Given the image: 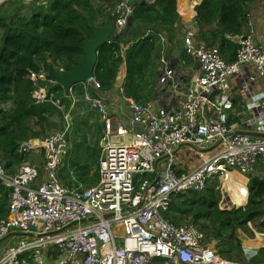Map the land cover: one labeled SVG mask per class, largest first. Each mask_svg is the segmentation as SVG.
<instances>
[{"label": "built area", "instance_id": "built-area-1", "mask_svg": "<svg viewBox=\"0 0 264 264\" xmlns=\"http://www.w3.org/2000/svg\"><path fill=\"white\" fill-rule=\"evenodd\" d=\"M152 1L121 0L115 35L125 32L135 4ZM10 2L49 4L0 0V8ZM253 5L246 33L231 38L238 46L233 63L203 41L190 12L175 42L158 36L161 57L151 100L141 104L126 97L123 61L112 91L103 92L95 77L84 84L82 99L73 98V87L64 115L68 126L44 141L19 145L25 157L42 156V169L26 163L13 175L0 159V181L10 189L8 215L0 219V264H240L224 256L216 241L208 243L198 226L174 225L166 214L176 196L204 191L213 182L226 199L224 208H237L228 190L244 185L248 203L250 176H264V19ZM128 47L122 45L124 60ZM48 76L30 72L28 78L48 83ZM32 98L40 104L54 96L44 86ZM52 102L61 111L65 106L60 99ZM83 103L104 127L99 180L91 188L68 189L58 168L73 114L79 120L87 113L78 109ZM79 185L85 184L73 186ZM261 246H243L245 259L257 257Z\"/></svg>", "mask_w": 264, "mask_h": 264}, {"label": "trees", "instance_id": "trees-1", "mask_svg": "<svg viewBox=\"0 0 264 264\" xmlns=\"http://www.w3.org/2000/svg\"><path fill=\"white\" fill-rule=\"evenodd\" d=\"M115 1L49 0L46 8L10 2L0 8V159L8 172L13 173L27 159L19 153L20 144L30 139H42L63 128L64 113L52 101L60 99L62 105L70 107V99L61 86L50 82L33 83L28 78L30 72L59 73V68H66L67 64L80 66L85 60V42L93 38L94 27L101 26L114 14L120 0ZM257 1H193L203 41L218 46L227 63L236 60L238 49L231 38L246 33L250 7ZM184 5L185 0H153L135 4L125 32L100 48L95 78L103 92L112 91L125 61L126 97L141 104L148 101V89L153 79L150 69L157 62L160 50L158 36L167 32L170 35H165L175 42L182 25ZM25 9L28 10L24 12ZM149 32L151 34L146 36ZM122 45L129 46L125 60ZM44 86L54 99L37 104L32 98L33 91ZM33 124L40 130L35 131ZM81 156L73 160V167L78 181L91 186L99 180V175L92 182L86 180L90 178L92 166L85 165V156ZM250 178V195L245 208L220 210V196L215 191L216 182H213L204 191L176 196L166 218L174 225L182 217H189V224L196 226L204 221L198 228L206 233L208 243L217 242L224 256L243 264H258L264 260V249L247 261L236 236L238 229L246 231L249 222L264 216V176L251 175ZM9 194L10 189L0 181V219L8 213ZM245 202L232 201L238 206ZM259 228L264 229V224L261 223Z\"/></svg>", "mask_w": 264, "mask_h": 264}, {"label": "rangeland", "instance_id": "rangeland-1", "mask_svg": "<svg viewBox=\"0 0 264 264\" xmlns=\"http://www.w3.org/2000/svg\"><path fill=\"white\" fill-rule=\"evenodd\" d=\"M116 1H115V3H116ZM117 5H116V7H117ZM116 9H115V11H116ZM27 10L28 9H25L24 12H26ZM166 33L167 32H165V34ZM167 34L170 35L169 33H167ZM163 50L168 52L171 50V48L166 47ZM125 53H126V51L124 52V56H125ZM160 57H161V54L159 53L157 62H155L150 69V75L153 76V79L150 82L151 87L148 89V94L146 93L147 98H149L148 101L152 99L153 93H155L156 82H157V77H158V70H159L158 61H159ZM84 94H85L84 84H79L74 89L73 98L75 97L77 99H82ZM78 109H80V110L85 109L87 113L82 119H79V120L76 117V113L73 114L74 118L71 122H69L70 133H69L68 138H67L68 139L67 154L63 157V163L58 168V178L60 180V183H61V185H63L64 187H66L68 189H75V188L87 189V188H91L92 186H94L97 183V182H95L94 185H92L91 187H88L89 185H86V186L85 185H79L78 187H74L73 185H75L76 183H82L83 181H78V179H77L75 168L73 167V160L78 156H81V155L85 156L84 164L85 165L89 164L92 166L91 172L89 175L90 178H87L86 180L92 182L97 177V174L99 175L100 158H101V152H102L101 146H100V141H101L102 136L104 135V127L100 123V118L98 116H96L93 112H91L89 110L88 106L84 103L81 104L80 106H78ZM62 111H63L64 115L66 116L68 110H66L65 106L62 109ZM56 121H58V120H56ZM65 126H68V122L66 121V119L64 117L63 127H65ZM33 128L35 129V131L40 130L34 124H33ZM55 133L57 134V132L54 131V132H52V134H50V135H48V136H46L40 140L44 141L45 139L55 135ZM41 158H42V156L32 154L30 157H27V159L24 161V163L20 167H16L14 169L13 173H10V172H8V173L13 174V175L19 174L21 172L22 167L26 163H30L32 165L37 166L39 169H42L43 168V165H42L43 159H41ZM66 183H70V184L67 185ZM240 188H242V187H240ZM235 190L236 191H234V192L236 193V196L233 197L231 199V201L236 200L239 203H243V201L246 200L245 191H243V190L238 191L239 187H236ZM215 191L220 196L219 205H218L219 208L220 209L223 208L224 211H226L227 208H224V206H225L224 200L226 202V199H224V197H222V192H221V190H218L217 185H215ZM227 196L228 195H226L225 197H227ZM234 209H237V208H234ZM179 219H180V222L176 225L182 224L181 226H187V225H190L189 223H191L189 217L188 218L182 217ZM263 221H264V218L259 219L258 221H255L253 223L247 224L246 231L243 229H238V230H240L245 236L247 235V237L249 236V237L254 238V236H252L253 233L251 232V229L255 230L258 234L264 235V229L259 228L260 224ZM204 223H205L204 221H200L199 223H197V225L201 226ZM18 241H19L18 239L12 240L11 241L12 245H16V243ZM258 243L260 245L262 244V242H258ZM257 246H259V245H257ZM236 256H237V253H236ZM233 257L236 258L235 255H233ZM237 258H239V257L237 256ZM239 259L241 260V258H239ZM255 262H259V261H255ZM240 264H243V263L240 262ZM258 264H264V260L260 261Z\"/></svg>", "mask_w": 264, "mask_h": 264}, {"label": "water", "instance_id": "water-1", "mask_svg": "<svg viewBox=\"0 0 264 264\" xmlns=\"http://www.w3.org/2000/svg\"><path fill=\"white\" fill-rule=\"evenodd\" d=\"M116 16L111 15L108 20L99 27L92 29L93 38L87 40L83 47L85 60L80 66L67 64L66 72L55 73L51 72L48 76V81L61 86L66 97L70 96V90L79 84H86L95 77L96 66L98 62V55L100 48L104 45L110 44L113 39H116ZM178 51H174L176 55ZM104 144H102L103 146ZM140 178L136 175L134 183Z\"/></svg>", "mask_w": 264, "mask_h": 264}, {"label": "crops", "instance_id": "crops-1", "mask_svg": "<svg viewBox=\"0 0 264 264\" xmlns=\"http://www.w3.org/2000/svg\"><path fill=\"white\" fill-rule=\"evenodd\" d=\"M193 1L194 0H189V2L193 5ZM254 8L256 9V10H258V11H262L263 12V15H262V18L264 19V0H259V1H257L254 5ZM190 12H194L191 8H190V6L188 5V9H187V7L185 8V12H184V14L181 16V23H182V25H181V28H185V26H186V24H187V20H188V14L190 13ZM101 123V122H100ZM82 157V156H81ZM236 187H242V189L240 188L238 191H241V190H243V191H245V193H246V202H247V190H246V187L244 186V185H240V184H238ZM236 187H234V189H232V188H230L228 191H229V196H230V199H232L233 197H235L236 196V193L234 192V191H236L235 190V188ZM245 188V189H244ZM232 190H233V193H232ZM246 202L242 205V206H244L245 204H246ZM242 206H238L237 205V207H242ZM232 207V206H231ZM8 214V213H7ZM7 216V215H6ZM6 218V217H5ZM236 236H237V238L239 239V241H240V244L242 245V246H246V247H250L251 249H254V248H257V247H260L262 244H264V235H259V236H255V235H252V236H254V238L253 237H247V235L245 236L240 230H237V232H236ZM258 242H262V244L260 245ZM257 245H259V246H257Z\"/></svg>", "mask_w": 264, "mask_h": 264}, {"label": "clouds", "instance_id": "clouds-1", "mask_svg": "<svg viewBox=\"0 0 264 264\" xmlns=\"http://www.w3.org/2000/svg\"><path fill=\"white\" fill-rule=\"evenodd\" d=\"M121 1V0H120ZM119 4V3H118ZM196 6V5H195ZM195 8V7H194ZM116 9V8H115ZM115 11V10H114ZM114 15V14H113ZM66 96V95H65ZM83 183V182H82ZM85 184V183H84ZM85 185H87V184H85ZM217 185V184H216ZM92 186V185H91ZM248 190H249V188H248ZM248 201H249V199H248ZM247 202H246V204L244 205V206H242V207H237V209H241V208H245L246 206H247ZM234 208H236V207H234ZM234 208H232V209H234ZM231 209V210H232ZM221 210V209H220ZM231 210H228V211H231ZM223 211V210H222ZM227 211V210H226ZM252 223V222H251ZM243 247V246H242ZM260 247H262V246H260ZM261 249H264V248H261ZM260 249V250H261Z\"/></svg>", "mask_w": 264, "mask_h": 264}, {"label": "bare ground", "instance_id": "bare-ground-1", "mask_svg": "<svg viewBox=\"0 0 264 264\" xmlns=\"http://www.w3.org/2000/svg\"><path fill=\"white\" fill-rule=\"evenodd\" d=\"M188 0H185V5H184V10H185V8L187 7V9H188ZM194 5V4H193ZM240 189V188H239ZM242 189V188H241ZM9 203V202H8ZM8 215V214H7Z\"/></svg>", "mask_w": 264, "mask_h": 264}]
</instances>
